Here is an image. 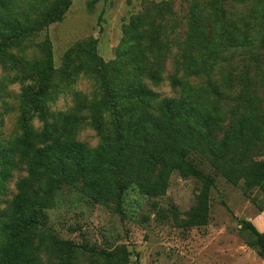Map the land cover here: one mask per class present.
I'll return each instance as SVG.
<instances>
[{"label":"trees","instance_id":"1","mask_svg":"<svg viewBox=\"0 0 264 264\" xmlns=\"http://www.w3.org/2000/svg\"><path fill=\"white\" fill-rule=\"evenodd\" d=\"M71 4L0 0V63L8 71L0 100L10 74L40 81L23 87L18 132L0 138V264H129L131 252L120 246L90 250L42 227L66 186L96 202L116 200L120 209L129 189L156 198L174 173L200 177L189 227L208 222L215 178L205 166L264 192V0H190L184 29L173 1L145 0L124 24L114 59L104 60L91 40L82 59L76 44L56 69L48 33L37 45L44 57L31 58L23 42L62 21ZM235 54L247 63H235ZM82 78L90 89L76 88ZM165 80L174 95L155 90ZM62 94L72 105L53 109ZM85 126L99 136L96 146L78 139ZM18 170L25 174L2 207ZM240 224L264 259V232L252 220Z\"/></svg>","mask_w":264,"mask_h":264},{"label":"rangeland","instance_id":"2","mask_svg":"<svg viewBox=\"0 0 264 264\" xmlns=\"http://www.w3.org/2000/svg\"><path fill=\"white\" fill-rule=\"evenodd\" d=\"M90 1L72 0L62 21L52 23L48 29L23 42L26 53L31 58L42 59L44 54L37 45L48 33L56 69L63 67L66 54L76 44L81 45L75 52L82 59L91 40H95L97 52L104 60L114 59L115 49L123 37L124 24L143 10L145 0H95L91 9ZM171 1L184 29L190 0ZM13 50H18L17 46ZM233 60L240 66L248 61L247 56L238 54ZM168 64L171 68V63ZM7 73L0 63V77ZM15 74L9 75L12 81L3 89L0 100V138L5 140L18 132L23 87L36 88L40 82L37 76L21 79L12 77ZM76 88L88 90L91 83L82 78L77 80ZM155 90L163 96L174 95L168 80ZM263 97L264 88L260 91V99ZM71 105L70 94H62L52 108L65 110ZM35 123L40 126L38 120ZM78 139L89 146H96L100 141L96 131L89 126L81 129ZM204 171L215 178L205 225L189 227L186 224L198 203L203 179L197 176L183 178L174 173L166 194L151 198L129 189L122 197L120 209L116 200L96 202L77 187H63L55 192L42 227L61 239L90 250L120 246L131 252L127 255L129 264H264V259L247 246L248 233L240 224V220L249 219L264 232V222L260 220L264 215V210H260L264 207V192L246 190L243 181L238 184L229 182L208 166ZM24 174L18 170L7 182L2 207L13 197L15 183Z\"/></svg>","mask_w":264,"mask_h":264},{"label":"crops","instance_id":"3","mask_svg":"<svg viewBox=\"0 0 264 264\" xmlns=\"http://www.w3.org/2000/svg\"><path fill=\"white\" fill-rule=\"evenodd\" d=\"M262 222H264V215L260 219ZM258 227V226H257ZM262 231V230H261ZM263 232V231H262Z\"/></svg>","mask_w":264,"mask_h":264}]
</instances>
